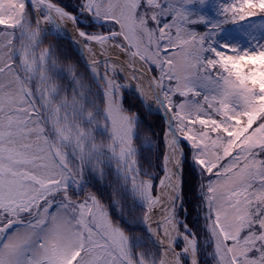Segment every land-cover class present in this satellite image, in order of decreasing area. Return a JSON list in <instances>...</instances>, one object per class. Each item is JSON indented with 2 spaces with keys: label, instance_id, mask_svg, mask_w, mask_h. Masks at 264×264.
<instances>
[{
  "label": "snow or ice",
  "instance_id": "1",
  "mask_svg": "<svg viewBox=\"0 0 264 264\" xmlns=\"http://www.w3.org/2000/svg\"><path fill=\"white\" fill-rule=\"evenodd\" d=\"M79 11L108 29L78 31L90 76L41 48L74 16L53 0H0V264H200L185 147L212 264H264V0H82ZM121 73L167 117L159 185L139 169L143 121L123 107ZM86 171L115 177L113 206L130 198L144 212L147 244L96 195L75 199Z\"/></svg>",
  "mask_w": 264,
  "mask_h": 264
},
{
  "label": "trees",
  "instance_id": "2",
  "mask_svg": "<svg viewBox=\"0 0 264 264\" xmlns=\"http://www.w3.org/2000/svg\"><path fill=\"white\" fill-rule=\"evenodd\" d=\"M53 2L62 7L67 12L77 14L79 12V5L81 4L82 0H53ZM224 2L228 3L230 2V0H224ZM240 23L247 22L244 21ZM77 26L78 28L85 29V27L83 28L79 24ZM88 27L89 29L85 30L91 31L96 29H105L100 28L99 26L92 24L91 22L88 23ZM224 27L232 28L233 25L231 23H228L225 24ZM195 30H198L202 33L204 31V28L202 25L197 24ZM49 45H51L53 48V56L59 61L58 67L64 68L68 65H75L78 73H80L81 75H85L87 73L90 76L87 65L81 62L79 56L66 40L57 38L52 35H47L43 38L41 48L47 47ZM37 51L39 52V49ZM67 82L68 81L66 75L63 84L66 85ZM121 94L123 107L125 109H130L132 112L138 113L140 119L143 121L138 129L139 139L134 141V146L136 147L138 153V166L141 172L148 173L149 175H154L156 177L154 183L156 184L160 173H162L161 160L164 153V146L162 141L164 133V122L159 115L153 113L149 114V112L146 111L141 105L139 100L131 93L122 92ZM197 99H202L203 102V97H198ZM143 141H150L153 144L151 152L143 145ZM184 152L185 159L183 165V204L184 208L187 209L186 221L190 227L194 228L195 221L193 222V215L195 214L194 203L196 200L195 195L197 180L195 179L193 173H191L190 175L187 172L189 171V167H192V165L190 162L189 153H187L186 149H184ZM85 187V190L91 192V194L96 195L97 198L100 199L106 206H111V215L114 219H123L124 226L126 229H128V234L130 236L134 238L140 236L142 239H144V243L147 244V239L145 238L143 231H141L144 212L139 207H137L135 211L130 212L129 210L132 207V201L130 198L123 201L126 205L125 211L123 213H121L118 204L113 206V201L115 199L113 195V189L116 187L114 176L106 174L105 177L101 179L100 177L89 175ZM180 215L183 219H185V213L183 211L180 212ZM133 218H136V223H133ZM200 263L203 262L200 261Z\"/></svg>",
  "mask_w": 264,
  "mask_h": 264
},
{
  "label": "rangeland",
  "instance_id": "3",
  "mask_svg": "<svg viewBox=\"0 0 264 264\" xmlns=\"http://www.w3.org/2000/svg\"><path fill=\"white\" fill-rule=\"evenodd\" d=\"M74 15V17L76 18V20H77V24H79V25H81L83 28L85 27V29H89V27H88V23H89V17H87V15L86 14H81V12L79 11L76 15L75 14H73ZM197 25V24H196ZM196 25H190L189 27H191L192 29H196ZM87 27V28H86ZM85 29H82V28H79V30L80 31H85V32H88V33H98V32H107L108 31V29L107 28H105V29H96V30H91V31H87V30H85ZM174 31V30H173ZM198 31V30H197ZM72 49H73V47H72ZM74 50V49H73ZM101 75L103 74V69L101 68ZM89 74L91 75V73L89 72ZM119 82L121 83V84H124L125 82H127L125 79H124V77L120 74V80H119ZM128 83V82H127ZM96 90V88H95V85L93 86V91H95ZM133 89H132V87H127V88H125L122 92H128V93H131L133 96H135L134 94V92L132 91ZM121 92V93H122ZM119 94L121 97H122V94ZM202 97V96H201ZM201 102H202V99L200 100ZM205 107H206V105H205ZM194 127V129L195 130H199L200 129V125L199 124H197V125H195V126H193ZM98 139H99V137H98ZM143 145L146 147V148H148L149 150H150V152L152 151L151 149L153 148V144L150 142V141H143ZM150 145V146H149ZM164 146V145H163ZM185 149H186V151H187V153H189V151H188V149L185 147ZM164 152V151H163ZM185 153V152H184ZM190 155V154H189ZM162 157H163V155H162ZM192 165V164H191ZM193 167V168H192ZM192 167H189V171H187L190 175H191V173H193L194 174V177H195V179L197 180V183H196V195H195V198H196V200H195V203H194V209H195V214L193 215V222L195 221V223H194V231L196 232V234H197V236H198V238H199V243H200V251H199V255H198V259H199V261H202L203 263H200V264H205V262L207 261V264H212V261L208 258V256H207V253L208 252H211V248L210 247H206L205 246V233L203 232V217H202V215L201 216H197V205H198V203H199V194H198V184H199V177H198V175H197V171H196V169H195V167L192 165ZM161 171H162V160H161ZM162 174H163V171H162V173H160V176L159 177H161L162 176ZM182 174H183V170H182ZM89 175H94V174H92L91 172H88V171H86L85 173H84V176H83V178H82V183H83V188H82V192H81V195H79L78 197H75V199L79 202V201H82L86 196H88L91 192H89V191H87V190H85L86 189V187H85V185H86V182H87V179H88V176ZM99 177L98 175H94V177ZM87 177V178H86ZM142 178V177H141ZM158 182H159V178H158V180H157V182H156V185L158 184ZM183 202H184V200H183ZM181 212V211H180ZM179 215H180V213H179ZM180 218L181 219H183L182 217H181V215H180ZM137 237H140V236H137ZM141 238V237H140ZM177 244H178V246L179 247H183V243H182V241L181 240H179V241H177ZM150 247V246H149ZM137 251H139V249L137 250ZM187 260V259H186Z\"/></svg>",
  "mask_w": 264,
  "mask_h": 264
},
{
  "label": "bare ground",
  "instance_id": "4",
  "mask_svg": "<svg viewBox=\"0 0 264 264\" xmlns=\"http://www.w3.org/2000/svg\"><path fill=\"white\" fill-rule=\"evenodd\" d=\"M42 27L44 28H48L47 25H42ZM61 31L62 33L67 36L72 38L73 40L77 41L78 39V31L76 28V25H74L70 20L65 22L64 24L61 25ZM117 57H119V60H117ZM83 58L85 60H89V54L84 50L83 52ZM100 59H103V57H100ZM110 60L116 61L117 63H121L124 60V56L123 53H120L118 50L113 49L112 54L109 56ZM137 66H139V62H136ZM121 75L124 77V79L128 82V84L131 85L132 87V91H134L138 96L139 93L136 91V81L131 79L130 74L128 73H121ZM145 89H147V85L145 84ZM140 98V96H139ZM141 99V98H140ZM146 103L151 104L152 105V110H156L157 106L151 101V100H147ZM164 145L166 147L165 141H164ZM163 176V175H162ZM159 185V182L158 184ZM159 213H157V217H158ZM157 217H154L153 220L151 221L153 227H155V219ZM182 241V240H181ZM183 243V241H182ZM185 259H188L187 257Z\"/></svg>",
  "mask_w": 264,
  "mask_h": 264
},
{
  "label": "water",
  "instance_id": "5",
  "mask_svg": "<svg viewBox=\"0 0 264 264\" xmlns=\"http://www.w3.org/2000/svg\"><path fill=\"white\" fill-rule=\"evenodd\" d=\"M54 35H56V36H59V37H62V38H64V39H66L68 42H70L71 43V45H77L78 47H79V51H78V54L81 56V52L83 51V46L82 45H80V44H78L75 40H73L72 38H70V37H67V36H65L63 33H62V31H60L59 33H56V34H54ZM89 63V62H88ZM149 75H151V74H149ZM139 98V97H138ZM140 99V98H139ZM140 101H141V99H140ZM146 109V108H145ZM147 110V109H146ZM148 111V110H147ZM152 112L153 113H157V114H159L161 117H162V119H163V121H164V124H165V129H166V127H167V117L164 115V113L163 112H158L157 110H152ZM165 151H166V149H165ZM143 228H145V225L143 224Z\"/></svg>",
  "mask_w": 264,
  "mask_h": 264
}]
</instances>
